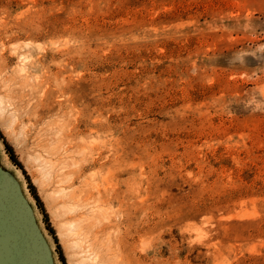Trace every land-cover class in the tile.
Listing matches in <instances>:
<instances>
[{
  "label": "rangeland",
  "instance_id": "374dc122",
  "mask_svg": "<svg viewBox=\"0 0 264 264\" xmlns=\"http://www.w3.org/2000/svg\"><path fill=\"white\" fill-rule=\"evenodd\" d=\"M0 134L66 264H264V0H0Z\"/></svg>",
  "mask_w": 264,
  "mask_h": 264
},
{
  "label": "water",
  "instance_id": "95a60500",
  "mask_svg": "<svg viewBox=\"0 0 264 264\" xmlns=\"http://www.w3.org/2000/svg\"><path fill=\"white\" fill-rule=\"evenodd\" d=\"M9 155L0 138V264H63L28 180Z\"/></svg>",
  "mask_w": 264,
  "mask_h": 264
},
{
  "label": "trees",
  "instance_id": "16d2710c",
  "mask_svg": "<svg viewBox=\"0 0 264 264\" xmlns=\"http://www.w3.org/2000/svg\"><path fill=\"white\" fill-rule=\"evenodd\" d=\"M0 137L2 138L1 134H0ZM5 144H6L7 150H8V152H9V154H10V156H11L13 162L16 163V164L19 166V164L17 163V161H16V159H15V155H14V153H13L11 147H10L6 142H5ZM24 173H25V172H24ZM25 174H26V173H25ZM27 179H28V181L30 182L28 176H27ZM30 186H31V191H32V193H33L35 199L37 200L40 209L43 211V213H44V215H45V220L47 221L48 216H47V214H46V212H45V209H44V207H43V204H42V202H41L39 196L37 195V193H36V191H35V188H34V187L32 186V184H31V182H30ZM48 227H49V226H48ZM49 230H50L51 234L54 236L56 242H58V240H57V238H56V236H55L54 231H53L51 228H49ZM58 249H59V254H60V257H61V260H62L63 264H66V261H65V259H64V256H63V254H62L61 249H60V248H58Z\"/></svg>",
  "mask_w": 264,
  "mask_h": 264
},
{
  "label": "crops",
  "instance_id": "0c3cea01",
  "mask_svg": "<svg viewBox=\"0 0 264 264\" xmlns=\"http://www.w3.org/2000/svg\"><path fill=\"white\" fill-rule=\"evenodd\" d=\"M48 216V215H47ZM54 231V230H53ZM55 233V232H54ZM56 235V234H55ZM58 235V234H57ZM57 237V236H56Z\"/></svg>",
  "mask_w": 264,
  "mask_h": 264
}]
</instances>
